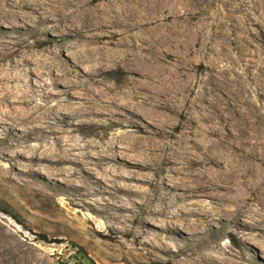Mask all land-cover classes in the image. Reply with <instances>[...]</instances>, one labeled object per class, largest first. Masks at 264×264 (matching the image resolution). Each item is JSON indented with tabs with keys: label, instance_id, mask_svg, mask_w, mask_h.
Masks as SVG:
<instances>
[{
	"label": "rangeland",
	"instance_id": "374dc122",
	"mask_svg": "<svg viewBox=\"0 0 264 264\" xmlns=\"http://www.w3.org/2000/svg\"><path fill=\"white\" fill-rule=\"evenodd\" d=\"M19 1L22 0H13L15 3ZM134 1L131 4L132 0H111L118 19L91 32L97 35L88 41L104 43L92 44L91 49L108 47L109 42L115 43L111 38L113 34L118 39L121 31L130 29L133 35L131 44L123 42L120 50H127L129 45L142 50L154 42L155 59L167 62L169 76L178 93L166 97L167 105L182 109V96L189 100V106L197 97L198 101L192 107L193 110L202 109L194 113V124L198 126L212 122L220 127L226 125L224 117L227 113L234 124L264 126V0ZM99 4L100 9H106L109 2L102 0ZM39 8L38 13L29 14V17L32 21L40 18L39 26L47 33L41 38L46 43L34 46L33 40H29L13 55V60L21 63L22 54H28L24 67L15 64H12L14 69L0 66V72L11 70L12 77L21 76L24 80L21 86L34 87L31 97L35 101L26 109L43 117L52 109L57 110L54 105L63 101L75 106L83 102L80 90L68 94L69 88L64 83L53 85L59 72L54 70L49 75L41 69L43 63L56 54L73 76L80 77L82 83L87 84L85 81L90 80L86 73L95 69L96 59L84 54L80 46L86 40H78L74 35L82 23L79 14L55 16L47 6ZM26 13L24 10V16ZM9 21L2 20L0 39L12 40L19 31L30 27V23L24 26L19 21L21 27L17 32L9 28ZM30 79L28 85L26 82ZM93 80L103 81L101 88L105 89L106 85H121L122 77L119 78L114 69H108L99 72ZM44 83L52 87L54 94L47 96L45 106L36 109L35 106L42 104L43 92L49 90ZM9 87L15 90L17 83L12 81ZM175 97L178 102H171ZM211 105L217 111L211 109ZM129 109L131 111L116 117L120 123L135 122L140 129L159 133L162 129L168 130L174 122L168 121L166 127H161L159 121L152 120L140 109ZM9 113L6 126L0 125V264H264V221L263 226H257L261 219L251 214L243 219L247 224L245 230L232 228L226 233L220 232L221 223L217 221L220 217L212 213L220 208L218 202L181 196L182 192L194 187L195 179L169 172L166 161L161 164L159 147L143 155L134 150L120 155L115 161H100L108 171L117 167L115 173L121 176L117 186L122 191L116 192L112 189L116 182L106 179V173L95 160L86 158L91 164L85 166L79 150L70 152L76 154L80 167L89 169L90 177L73 175L77 167L73 164V156H67V160L63 156L70 144L64 142L67 136L63 133L67 128L64 124L56 123L58 129L54 133L49 129L34 133L33 128L47 126L45 121L54 122L44 118L43 125L38 119L20 123L15 112ZM61 114L70 113L60 111L57 120L63 117ZM171 115L170 112L163 114L169 119ZM70 116L73 118L66 119V122L75 124L68 129L73 132L80 119L73 113ZM181 119L184 120V116ZM95 128L94 132L87 126L79 128L71 139L90 151L89 156L105 151L108 142L118 138L120 130H128L122 125L105 129L97 125ZM107 132L109 134L104 136ZM172 134L178 138L181 130L176 129ZM248 138L249 135L245 139ZM160 139L157 134L147 136L141 142L144 146H159ZM116 146L118 150L129 147L127 141ZM60 156L65 161H57ZM50 157L53 158L50 160ZM113 176L111 171L108 178ZM95 178L102 182L105 190L103 193L90 190L89 194L85 189L95 188ZM89 183L90 187L87 186ZM165 189L169 192L167 200L159 195ZM144 191L152 195L150 210L166 213L165 216L148 217L147 210L144 214L140 212L138 205L145 203L141 196ZM198 203L204 206V212L190 214L191 209H200L201 205L196 206ZM121 205L126 209L116 207ZM225 205L227 210L233 208L231 203ZM173 216H180L183 220L180 237L166 231L167 226L172 227L175 223ZM144 221L146 224L142 223ZM166 221H169L168 225Z\"/></svg>",
	"mask_w": 264,
	"mask_h": 264
},
{
	"label": "bare ground",
	"instance_id": "6f19581e",
	"mask_svg": "<svg viewBox=\"0 0 264 264\" xmlns=\"http://www.w3.org/2000/svg\"><path fill=\"white\" fill-rule=\"evenodd\" d=\"M101 1L102 0H34L33 4H31L24 0L17 3L13 2V0H0V30L2 20H5V22L10 20L9 28L17 30V32L21 27L18 25L19 21H21L24 26L30 23V27H26L22 32L19 31V34L14 39H0L1 67L7 65L14 69L12 64L24 67V61L26 62L25 59L28 57V54H22L21 63L15 62L13 60V55L17 54L20 48H24V45H27L31 39L33 40L34 46L46 43V40L41 38L42 35L47 33L39 26L41 23L40 18L32 21L29 17V14L38 13L39 7L42 5L47 6L50 12L55 16H61L63 13L69 15L75 13L79 14V16L82 17V23L80 27L75 30L74 35L78 40H86L85 44H81V49L84 50V54H90L96 59L95 69L88 70L86 73L90 80V82H87V80L85 81L87 84H84V82L82 83L83 80H80V77L73 76V72L63 66L57 59L56 54H53L52 59L50 58L47 63H43L41 69L48 72L49 75H52V71L54 70L59 72L53 80V85H58L60 82L64 83L69 88L68 94H72V91L80 90V95L83 99L82 104L77 106L71 105L66 101L58 103L54 105V107L57 106V110L52 109L48 115L43 117L40 116L38 112H29V110L26 109L29 103L35 101V99L31 97L32 93L35 91L34 87L26 88V86H21L20 83L24 82V80L21 76L12 77L11 70L0 72V125L6 126V118L9 119L8 115L11 111L15 112L16 118L20 120V123H31L38 119L37 121L41 122L43 125L44 118L54 122L45 121L47 126L33 128L34 133H42L45 129H49L54 133L56 132L55 129H58L55 125L56 123L60 125L64 124V126L67 127L66 131L63 132L67 134V136L64 137V142L70 144L68 146L69 149L64 151L63 156L66 160L68 159L67 156H73V164L77 165L76 169L73 170V175L78 176V178H84L85 175L90 177V173L88 172L89 169L80 167L76 154L74 155L70 152L79 150V156H81L80 158H82V160L84 159L83 163L85 166L91 164V162L85 160L86 158L95 160L97 163L96 165L102 167L106 173V179L110 182H116V184H112V189L116 192L122 191L121 187L117 186V181L121 179V176L115 173L117 167L111 170L114 176L108 178V174L111 171H108V168L100 161H115L120 155L126 154V152L130 153L134 150H137L138 153L143 155L147 151H154L159 147L158 151L161 164L166 161L165 165L168 166L167 169L169 172L181 173L186 177L195 179L196 183L194 187L188 191L182 192L181 196L209 198L211 200L209 203H214L212 200L218 202L217 204L220 208L212 210V213L220 217L217 219V221L221 223L220 232L223 231L226 233L227 230L229 231L232 228H235L237 231L245 230L247 224L243 219L251 214L261 219V221H258L257 226L262 225L264 213L261 214L259 211L264 212V126L234 124L230 122L228 113L224 117L227 123L226 125L224 124L220 127L212 122L207 126H198L196 125L197 123L194 124V117L196 116H194V113L195 111L201 112L202 109L197 107L193 110L192 107V105L198 101L197 97L191 100L192 105L189 106V100L182 96L181 98L184 101L182 109L167 105L165 102L166 97L176 93L175 82L169 76L167 62L155 59V54L152 49L155 44L154 42H150L148 48L142 50L134 45H129L127 50H120L119 47L123 42L127 41L131 44L133 35L130 33V29L121 31L118 39L115 38L116 34L112 35L111 38L115 40V43L109 42V44L113 45V47L108 45V47L91 49L90 45L92 44H104L101 42L88 41V38L94 39L97 35L91 32L93 30H100L107 23H113L118 19L110 3L111 0H106L109 2L106 9L99 8V3H101ZM134 3L135 1L132 0L131 4ZM148 3H150V0H148ZM119 8H121V6ZM24 10H27L25 16ZM161 53L167 56L165 52L161 51ZM74 67H76V65H74ZM108 69H114L119 73V78L122 77V80L119 82L121 85H106L105 89H102L101 86L104 85V82L99 80L95 82L93 77H97L99 72L103 73ZM29 75H32V72H29ZM12 81L17 83V88L15 90L9 87V83ZM30 81H32V79L28 80L26 83L30 85ZM43 86H46L49 90L43 92L42 97L44 99L42 100V104L35 106L36 109L45 106L47 96L54 94V90L50 89L52 87L46 83H44ZM41 88L43 89V87ZM139 99L141 101H139ZM178 100L179 99L175 97L171 102H178ZM129 107L133 110L140 109L143 114L152 120L159 121L160 124L158 123V126L166 127L168 121L172 120V122H174L168 130L162 129L159 133L140 129V125L135 122L120 123L116 117L130 110ZM210 108L217 111L213 105H211ZM60 111H68V113L76 115L75 118L80 119L77 128L73 130L74 133L77 129L85 126L90 128L91 132H94L97 125H102L103 129H105V127L122 125L128 128V130H120L118 132V138L108 142L105 151L100 153L96 152L94 156H89L88 154L90 151H87L80 145L71 141L73 132L68 131V129H71V126L73 127L75 124H68L66 119H71L73 117H71L70 114H66L69 116L61 114L63 117L57 120V115H59ZM150 111H154L157 114H152ZM166 112L172 113L170 119L163 116ZM35 114H38V116H34ZM130 114L133 113L131 112ZM86 115H91V118H86ZM103 115H107L108 118H99L103 117ZM52 116L54 117L52 118ZM182 116H184V120L181 119ZM134 128H136V130H134ZM176 129L181 130V134L178 138H175L172 134V131ZM110 130L111 129H109V131ZM233 130L237 133H234ZM107 134H109V132L104 133V136ZM157 134L161 138V144H159V146H144L142 144L141 140L145 137H155ZM248 135L249 138L246 140L245 138ZM164 139L166 142L163 141ZM124 141H127L129 147L121 149L122 151L118 150L116 144ZM246 145H249V148H247ZM128 157H134V155H129ZM52 158L53 157H50V160ZM57 158V161H65L62 156ZM101 183L100 180L95 178V188L85 190L89 194L90 190L94 193H103L105 189ZM162 185H164V182ZM87 186L90 187V183ZM220 193H222V196L219 195ZM159 195H162L163 199L167 200L169 192L165 189L164 192L162 194L159 193ZM141 196L145 203L138 205L140 212L144 214V210H147L148 217L156 214L165 216L166 213L161 214L157 210H155V212L150 210L149 201L152 195L149 191L142 192ZM226 202L233 204L231 210H227V206L225 205ZM254 203H256L257 206H255ZM196 206H200V209H191L189 211L190 214H202L204 212V206L202 204L198 203ZM116 207H118V209H126L125 205ZM143 207H145V209H143ZM256 207L259 208L257 209ZM172 219H175V223L172 224V227L167 226L166 231L167 233L180 237L182 235L181 224L183 220L180 216H173ZM196 221L201 222L202 220L197 219ZM166 222L168 225L169 221ZM142 223L146 224V221ZM193 237L199 238L197 235ZM181 239L185 241V239Z\"/></svg>",
	"mask_w": 264,
	"mask_h": 264
}]
</instances>
